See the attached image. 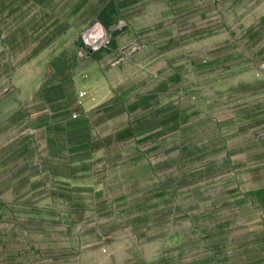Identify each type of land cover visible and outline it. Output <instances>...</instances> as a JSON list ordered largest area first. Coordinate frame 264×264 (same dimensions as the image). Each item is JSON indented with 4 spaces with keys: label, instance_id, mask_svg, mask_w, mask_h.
<instances>
[{
    "label": "crops",
    "instance_id": "obj_1",
    "mask_svg": "<svg viewBox=\"0 0 264 264\" xmlns=\"http://www.w3.org/2000/svg\"><path fill=\"white\" fill-rule=\"evenodd\" d=\"M233 1L181 5L196 20H228ZM105 2L115 4L110 16L118 19L155 16V0ZM257 17L259 29L248 31L246 21L242 39L262 46L257 67L196 93L195 100L212 102L208 110L194 102L193 118L171 101L170 89H158L151 60L127 46L81 59L69 47L73 65L64 51L47 75H35L33 96L19 93L0 106V259L264 264V29ZM228 25L226 44L238 46ZM221 38L212 43L222 45ZM118 53L124 58L112 64ZM188 173L207 181L186 189Z\"/></svg>",
    "mask_w": 264,
    "mask_h": 264
},
{
    "label": "rangeland",
    "instance_id": "obj_2",
    "mask_svg": "<svg viewBox=\"0 0 264 264\" xmlns=\"http://www.w3.org/2000/svg\"><path fill=\"white\" fill-rule=\"evenodd\" d=\"M155 1L153 18L126 20L111 17L116 10L115 4L105 0H0V106L17 102L19 93L33 96L35 75L39 70L47 75L51 61L64 51L70 54L73 65L69 47H78L77 52L81 53L79 59L89 50L109 46H127L130 51L142 53V58L152 62L149 73L157 80L158 89H170L171 101H177L176 105L180 103L188 111L191 110L187 114L191 118L195 116L194 102L204 110L210 109L212 102L205 95L203 99L195 100L196 93L200 90L209 92L217 85L221 87L229 73L237 75L243 66L249 69L257 67L262 46H249L242 39L246 21L251 22L246 28L248 31L259 29V14H262L264 29V0H234L228 5V20L210 15L196 20L193 11L183 10V0ZM203 2L204 8L216 5L209 0ZM219 7L226 10V2L219 1ZM159 8L163 12H159ZM241 13L246 18L243 25ZM100 15L103 17L100 18ZM127 23L135 26L129 32L124 29ZM227 24V30L233 36L231 39L241 46H227L226 28H222ZM104 27L112 29L111 42L91 48L88 32H101ZM211 31L215 33L211 34ZM217 33H222L223 44L219 46L212 43ZM123 58L124 54L118 53L111 63L116 64ZM82 93L83 90L79 94ZM193 150L188 149L187 152L188 163L191 161L192 166ZM181 181H184L186 189H191L196 181L207 180H194L188 173V177Z\"/></svg>",
    "mask_w": 264,
    "mask_h": 264
},
{
    "label": "built area",
    "instance_id": "obj_3",
    "mask_svg": "<svg viewBox=\"0 0 264 264\" xmlns=\"http://www.w3.org/2000/svg\"><path fill=\"white\" fill-rule=\"evenodd\" d=\"M88 38L91 48H99L108 45L112 39V29L104 27L101 29V32L95 30L90 31L88 32ZM0 264H5V261L0 259Z\"/></svg>",
    "mask_w": 264,
    "mask_h": 264
}]
</instances>
